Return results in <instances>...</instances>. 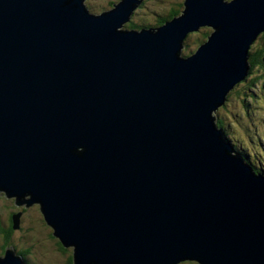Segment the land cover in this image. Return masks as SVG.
Masks as SVG:
<instances>
[{"label": "water", "instance_id": "water-1", "mask_svg": "<svg viewBox=\"0 0 264 264\" xmlns=\"http://www.w3.org/2000/svg\"><path fill=\"white\" fill-rule=\"evenodd\" d=\"M141 2L0 0V192L39 203L73 264H264V175L215 122L264 0H184L156 29H121Z\"/></svg>", "mask_w": 264, "mask_h": 264}, {"label": "rangeland", "instance_id": "rangeland-1", "mask_svg": "<svg viewBox=\"0 0 264 264\" xmlns=\"http://www.w3.org/2000/svg\"><path fill=\"white\" fill-rule=\"evenodd\" d=\"M119 1L121 0H85V3L86 5H88V7L93 5L95 10H92V12L101 13L106 9H110L113 6V3H118ZM183 1L184 0H144V2L140 4L141 7H138V10L135 9L136 13L132 19L140 24L155 26V21L159 18L158 14L168 12L172 6L178 3H183ZM127 25L128 24H126V26ZM214 30L215 29L210 26L207 32H209V34H212ZM202 32L203 30L201 32L198 31L196 33L197 36H190V41L192 42L196 40H202ZM260 42L261 40L258 38L256 43ZM197 47L198 44H195L194 42H192L190 45V48L193 50H195ZM191 52L188 51V48L183 49V53L185 55H190ZM239 88L240 87L237 88V91L239 90ZM231 90L232 88L229 91ZM231 96L227 101V106L224 108H219L218 111L223 116L225 115L224 117L226 122L229 121L230 129L228 128V132L230 133V137L233 143H235L236 145L239 144L237 140L240 139L239 141L242 143V145L253 152L254 157H260L262 159L259 160L257 165L260 167L259 163H262V167L264 168V149L260 147V142H263L264 140L263 138L256 137L255 135L258 133H260L259 135H264V96L261 95V98L258 97V103H254L252 110L250 111V115H248L247 111L245 110L240 98L236 95ZM246 130L250 132V137L248 136ZM233 134L238 138H234L232 136ZM253 136L255 137L254 141ZM24 204L16 205L19 207H23ZM14 206L15 205L13 201H10L9 198L4 194V192H0V209L3 210L6 222L8 221V212L13 209ZM30 207L31 209L27 212H18L17 214H15L17 223L20 227H23L20 231H16L15 233V236L18 239L16 240L15 244L18 247L21 246L30 248L31 246L34 248L32 251L33 253L28 254L29 262L31 264H67V260L73 253V247H59L56 244V238H53L51 235L52 229L46 224L43 219V214L37 211L39 204L35 203V206H33L32 204ZM12 248L15 251V254H17V250L14 247ZM182 264L199 263H197L196 261H186Z\"/></svg>", "mask_w": 264, "mask_h": 264}, {"label": "trees", "instance_id": "trees-1", "mask_svg": "<svg viewBox=\"0 0 264 264\" xmlns=\"http://www.w3.org/2000/svg\"><path fill=\"white\" fill-rule=\"evenodd\" d=\"M89 8H90L91 11L95 10L93 5L89 6ZM181 8H184V1H183V3H178V4L174 5V6H172L169 9L168 12L158 14L159 18L155 21L156 23L154 25L163 24L166 20L171 19V18L179 15L182 12V10H183ZM135 13H136V11L134 12V15H135ZM141 13H143V12H141ZM134 15H133V17H134ZM128 25L127 26L130 27V28H143V27H146V26H153V25L140 24L137 21H135L134 19H132L128 23ZM208 29H209V27L201 28L200 32L203 30V32H202L203 33V39L202 40L192 41V42H194L195 44H198V47H199L200 44L207 39V37L209 35V32H207ZM197 32L190 33L188 35L187 39H186L185 48H188V51L190 50V52L193 51V49L190 48V45H191L192 42L190 41L189 38H190V36L191 37L192 36H197V34H196ZM259 39L261 40L260 43H256V41L258 40V37H257V39L251 44V48H250V51H249L250 52L249 53V55H250L249 56V63H250L251 67H250L248 75L246 76V78L243 81H241L240 83H238L236 85V87L231 91V93L228 96V100H229V97L231 95H236L237 97H239L240 100H241V103L243 104V106H244L245 110L247 111L248 115H250V111L252 110V107H253L254 103H256V102L258 103V100H257L258 97L261 98V95L264 96V32L260 35ZM184 53H186V52H184ZM238 87H240V88L237 91ZM227 101H226L225 105L222 106L221 108H224V107L227 106V104H228ZM219 113L220 112L217 111V119H218L217 120V125L219 127H222L225 130L226 136H227V140L233 144V146L235 147L237 152L246 160L247 163H249L254 168L255 172L264 175V168L262 167L263 164L259 163L260 167L257 165L261 158L260 157H254L253 156V152L248 150L247 147H244L242 145V143L239 141L240 139L237 140L239 142V144L236 145L235 143H233V141H232V139L230 137V133L228 132L229 131L228 128L230 129L229 121L226 122L225 121V117H224L225 115L223 116L222 114H219ZM246 132L248 133V136L250 137V135H251L250 132L247 131V130H246ZM259 134L260 133L255 134L256 137H261L264 140V135H259ZM232 136L234 138H238L234 134ZM254 140H255V137L253 136V141ZM260 147L262 149H264V141L260 142ZM8 214L12 216L11 217V224L15 228V226H14L15 223H14V220H13V217L15 216V211L14 212H10ZM7 218H8V216H7ZM43 219H44V216H43ZM2 220L4 222H6L5 218H4L3 210L0 209V221H2ZM44 221H45V219H44ZM46 224H47V222H46ZM5 233L8 234V231H5ZM51 235H53L52 234V230H51ZM7 241L9 242L8 243L9 247L14 245L15 248L17 250H19V252L24 254L26 256V259H28L27 257H28V254L30 253V249L29 248L23 247L24 249H21L22 247L21 246L18 247L15 244V242H11L9 240H7ZM58 243L60 244V246H62L60 242H58ZM4 247H2L3 249L1 251L3 254H5V251L7 249V248L4 249ZM184 262H186V261H184ZM184 262H181L179 264H182ZM67 264H73V255H71L70 258L67 260Z\"/></svg>", "mask_w": 264, "mask_h": 264}, {"label": "flooded vegetation", "instance_id": "flooded-vegetation-1", "mask_svg": "<svg viewBox=\"0 0 264 264\" xmlns=\"http://www.w3.org/2000/svg\"><path fill=\"white\" fill-rule=\"evenodd\" d=\"M9 200L10 201H13V203H14V208L13 209H11L8 213H10V212H14L15 211V214H17L18 212H20V213H22V212H27V211H29L30 209H31V207L30 206H26V204H24V206L23 207H19V206H17L16 205V203H15V199L14 198H9ZM33 206H35V204H33ZM37 211L39 212V213H42L41 212V209H40V205H39V207L37 208ZM8 216V218H7V223L6 222H4L3 220L2 221H0V256L1 255H3V253L1 252L2 251V247H4V249L5 248H9V246H8V241L7 240H9V241H11V242H16V240H18L17 238H16V236H15V233H16V231H20L23 227H18V228H14L13 226H12V224H11V215H7ZM5 231H8V234H6L5 233ZM52 237L53 238H55L53 235H52ZM59 241L56 239V244L59 246V247H62V248H64L63 246H60V244L58 243ZM30 246V245H29ZM10 247H14L15 248V246L13 245V246H10ZM16 249V248H15ZM21 249H24L23 247L21 248ZM30 253H33L32 251H33V247H31L30 246ZM17 250V249H16ZM17 253H19V254H22L21 252H19V250H18V252ZM25 258H26V256L24 255V254H22ZM28 258V257H27ZM27 261H26V263L27 264H31L30 262H29V258L28 259H26Z\"/></svg>", "mask_w": 264, "mask_h": 264}, {"label": "bare ground", "instance_id": "bare-ground-1", "mask_svg": "<svg viewBox=\"0 0 264 264\" xmlns=\"http://www.w3.org/2000/svg\"><path fill=\"white\" fill-rule=\"evenodd\" d=\"M143 1H144V0H143ZM143 1L141 2V4L143 3ZM114 4H115V3H114ZM114 4H113V6H112L110 9H113V8H114ZM86 6L88 7V5H86ZM139 7H140V6H139ZM184 7H185V6H184ZM88 8H89V7H88ZM110 9H106V10H104V11H108V10H110ZM183 9H184V8H183ZM136 10H137V8H136ZM136 10H134V12H135ZM90 11H91V10H90ZM104 11H102V12H104ZM182 11H183V10H182ZM91 12H92V11H91ZM102 12H101V13H102ZM134 12H133V14H132V16H131L130 21L132 20V17H133V15H134ZM92 13H94V12H92ZM95 14H100V13H95ZM181 14H182V12H181L179 15L175 16V17H178V16H180ZM173 18H174V17H173ZM173 18L166 20L164 23H166V22L169 21V20H172ZM130 21H129V22H130ZM129 22L125 23V24H124L125 27L123 26V27H121V29H122V28H124V29H130V30H131V29L141 30V29H143V28H150V29L152 28V29H156L158 26H161V25L164 24V23H163V24H159V25H155V26H146V27H143V28H130V27L126 26V24H128ZM203 27H209V28H210L209 25H205V26H201V27L198 29V31H200V29L203 28ZM193 32H197V31H193ZM191 33H192V32H191ZM189 34H190V33H189ZM189 34H188V35H189ZM188 35H187V37H188ZM210 35H211V33L208 35L207 39H206L205 41H203V42L200 44V46H201L204 42L208 41V38H209ZM187 37H185V38L187 39ZM186 39H185L184 42H183L184 47H185ZM256 39H257V38H256ZM256 39H255V40H256ZM255 40H254V41H255ZM254 41H253V42H254ZM200 46H199V47H200ZM199 47H198V48H199ZM198 48H197V49H198ZM250 48H251V46H250ZM250 48H249V51H250ZM183 49H184V48H183ZM197 49H196V50H193V51L191 52L190 55L194 54V53L197 51ZM189 51H190V50H189ZM188 53H189V52H188ZM190 55H185V54L183 53V50H182V56L188 57V56H190ZM242 81H243V80H242ZM240 82H241V81H240ZM240 82H239V83H240ZM236 85H237V84H236ZM236 85L232 88V90L236 87ZM232 90H231V91H232ZM231 91L229 92V94L231 93ZM229 94H228V96H229ZM228 96L226 97V101L228 100ZM226 101L224 102V104H223L222 106L225 105ZM222 106H220V107H222ZM217 111H218V110H216V113H215V117H216L215 122H217V120H218V119H217ZM219 114H220V113H219ZM245 161H246V160H245ZM33 204H35V203H33ZM38 204H39V203H38ZM39 205H40V204H39ZM40 209H41V206H40ZM41 212H42V211H41ZM14 226H15V228H18V227H19V224H18V223H17V224H14ZM25 250H26V249H25ZM18 254H19V253H18ZM19 255L23 256L22 254H19ZM23 257H24V256H23ZM24 258H25V257H24ZM25 259H26V258H25Z\"/></svg>", "mask_w": 264, "mask_h": 264}, {"label": "clouds", "instance_id": "clouds-1", "mask_svg": "<svg viewBox=\"0 0 264 264\" xmlns=\"http://www.w3.org/2000/svg\"><path fill=\"white\" fill-rule=\"evenodd\" d=\"M262 34V33H261ZM260 34V35H261ZM258 38H259V36H258ZM221 108V107H220ZM235 148V147H234ZM235 151L237 152V150L235 149ZM238 153V152H237ZM249 164V163H248ZM15 199V198H14ZM10 248V247H9ZM17 252H18V250H17ZM18 254V253H17ZM4 255V254H3ZM3 255H1V256H3Z\"/></svg>", "mask_w": 264, "mask_h": 264}]
</instances>
